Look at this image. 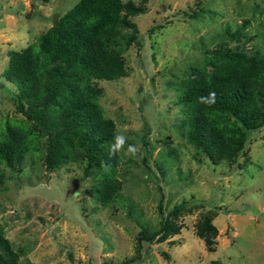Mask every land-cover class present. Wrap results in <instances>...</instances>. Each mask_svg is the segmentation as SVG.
<instances>
[{"label": "rangeland", "instance_id": "obj_1", "mask_svg": "<svg viewBox=\"0 0 264 264\" xmlns=\"http://www.w3.org/2000/svg\"><path fill=\"white\" fill-rule=\"evenodd\" d=\"M76 1L0 0V133L5 121L30 124L2 75L8 50L35 42ZM124 1L138 8L126 10L135 31L119 27L133 35L118 48L125 74L94 81L103 115L126 138L118 198L93 199L83 157L47 169L41 137L18 163H0V234L17 264H264V125L236 161L212 162L187 139L178 101L181 81L213 48L264 53V0ZM166 215L173 229L164 240H137ZM205 215L216 228L209 249L197 233Z\"/></svg>", "mask_w": 264, "mask_h": 264}, {"label": "trees", "instance_id": "obj_2", "mask_svg": "<svg viewBox=\"0 0 264 264\" xmlns=\"http://www.w3.org/2000/svg\"><path fill=\"white\" fill-rule=\"evenodd\" d=\"M131 9L138 8L124 0H77L35 42L8 50L2 75L16 89L15 109L30 124L4 122L0 163H18L38 149L43 137L47 169L83 157V174L93 178V199L106 205L118 198L114 175L118 152L110 150L117 134L112 119L102 113L101 88L94 81L125 74L118 48L133 35L119 27L135 31L126 14ZM211 92L216 94L215 103H201L200 98ZM178 101L186 117L187 139L212 162L236 161L250 134L264 125V53L213 48L204 65L191 67L181 81ZM2 176L0 169V181ZM181 205H174L168 215ZM168 215L155 231L141 226L137 240H164L173 229ZM215 231L205 215L197 233L208 249ZM17 260L0 234V264H17Z\"/></svg>", "mask_w": 264, "mask_h": 264}, {"label": "clouds", "instance_id": "obj_3", "mask_svg": "<svg viewBox=\"0 0 264 264\" xmlns=\"http://www.w3.org/2000/svg\"><path fill=\"white\" fill-rule=\"evenodd\" d=\"M215 95L216 94L214 92H211V93H209L208 97H201L200 101H201V103H204L207 105H212L215 103ZM125 140H126V138L123 135H117L115 137V144L111 145V149H110L111 152L113 154L119 152L123 148ZM136 151H137L136 147L129 145L126 155L127 154L135 155Z\"/></svg>", "mask_w": 264, "mask_h": 264}, {"label": "water", "instance_id": "obj_4", "mask_svg": "<svg viewBox=\"0 0 264 264\" xmlns=\"http://www.w3.org/2000/svg\"><path fill=\"white\" fill-rule=\"evenodd\" d=\"M56 16H57V13H53V14H52V18H51L52 23L55 22V20H56Z\"/></svg>", "mask_w": 264, "mask_h": 264}]
</instances>
